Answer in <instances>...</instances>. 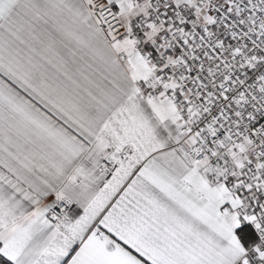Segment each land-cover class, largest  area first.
<instances>
[{
  "label": "crops",
  "instance_id": "1",
  "mask_svg": "<svg viewBox=\"0 0 264 264\" xmlns=\"http://www.w3.org/2000/svg\"><path fill=\"white\" fill-rule=\"evenodd\" d=\"M109 1L128 29L111 41L84 0H0V257L264 264V242L249 256L235 234L238 197L193 161L170 86L146 94L155 68L132 34L146 3ZM57 200L69 209L52 221Z\"/></svg>",
  "mask_w": 264,
  "mask_h": 264
},
{
  "label": "built area",
  "instance_id": "2",
  "mask_svg": "<svg viewBox=\"0 0 264 264\" xmlns=\"http://www.w3.org/2000/svg\"><path fill=\"white\" fill-rule=\"evenodd\" d=\"M143 1L147 11L132 27L155 31L139 46L155 68L147 96L170 86L193 161L207 181L238 197L242 217L264 242V0ZM84 2L107 41L128 32L109 0ZM101 166L106 175L112 169L105 159ZM68 209L57 200L49 219Z\"/></svg>",
  "mask_w": 264,
  "mask_h": 264
},
{
  "label": "trees",
  "instance_id": "3",
  "mask_svg": "<svg viewBox=\"0 0 264 264\" xmlns=\"http://www.w3.org/2000/svg\"><path fill=\"white\" fill-rule=\"evenodd\" d=\"M132 34L136 38L138 45L142 44V34L132 27ZM145 48V46H143ZM235 234L240 240L242 245L247 249V254L252 256L250 252V247L256 242V235L254 233L253 227L245 222L241 221L240 225L235 229ZM6 261L0 257V264H5Z\"/></svg>",
  "mask_w": 264,
  "mask_h": 264
},
{
  "label": "rangeland",
  "instance_id": "4",
  "mask_svg": "<svg viewBox=\"0 0 264 264\" xmlns=\"http://www.w3.org/2000/svg\"><path fill=\"white\" fill-rule=\"evenodd\" d=\"M144 2H140V1H135L134 5H135V10L140 12L143 10L144 8ZM152 30L150 29L149 31H145V36L148 37V38H151L152 36ZM249 149H251L252 147L251 146H248Z\"/></svg>",
  "mask_w": 264,
  "mask_h": 264
}]
</instances>
